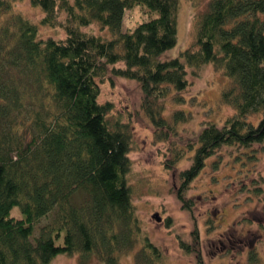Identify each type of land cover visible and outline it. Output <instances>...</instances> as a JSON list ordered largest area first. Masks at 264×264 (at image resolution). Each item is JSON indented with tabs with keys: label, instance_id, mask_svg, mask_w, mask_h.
<instances>
[{
	"label": "trees",
	"instance_id": "1",
	"mask_svg": "<svg viewBox=\"0 0 264 264\" xmlns=\"http://www.w3.org/2000/svg\"><path fill=\"white\" fill-rule=\"evenodd\" d=\"M12 2L0 0V10ZM30 2L64 36L38 35L36 22L18 11L0 20V264H43L58 251L77 253L81 264L92 252L116 264L139 230L125 178L130 130L125 120L107 119L98 81L107 73L134 78L157 125L168 124L160 104L166 86L187 85V65L196 74L210 61L226 75L219 96L233 112L201 124L191 161L178 170L175 194L189 208L181 190L206 155L221 143L264 137V0H205L192 15V41L165 57L161 51L175 43L178 0ZM134 4L150 14L122 28L124 7ZM92 20L110 34L81 27ZM254 111L260 114L252 122L246 113ZM170 116L186 113L178 108ZM41 216L47 219L34 231ZM191 226L193 241L179 240L187 251L199 239ZM136 256L148 264L160 249L144 235ZM195 258L203 264L199 250Z\"/></svg>",
	"mask_w": 264,
	"mask_h": 264
},
{
	"label": "rangeland",
	"instance_id": "2",
	"mask_svg": "<svg viewBox=\"0 0 264 264\" xmlns=\"http://www.w3.org/2000/svg\"><path fill=\"white\" fill-rule=\"evenodd\" d=\"M204 1L178 0L175 43L161 51L162 57L174 55L192 41V15ZM13 11L35 21L40 36H64L61 24L40 21L43 11L30 0H13L9 10H0V20ZM149 14L141 4L124 7L122 28ZM81 27L104 36L110 34L94 20ZM185 68L187 85L181 89L166 86L160 104L168 124L155 125L147 117L141 105L142 91L134 78L107 73L98 81L97 99L110 104L107 119L125 120L130 130L125 178L139 230L136 241L119 253L116 264L141 262L142 257L136 252L144 235L160 249L159 258H149L148 264H193L196 250L200 251L203 264H264V137L245 144L221 143L206 155L202 166L181 190L185 201L189 200V208L175 194L179 187L178 170L191 161L201 124L206 120L221 123L233 112V107L219 96L222 85L227 83L222 71L210 61L201 64L196 74L189 65ZM178 108L185 111V118L170 116ZM246 114L255 122L260 113ZM153 211L159 219L151 214ZM10 212L19 216L18 205H11ZM46 219L41 216L34 231ZM194 222L199 239L196 245L192 244L194 249L187 251L179 240L193 241L190 228ZM43 264L81 263L77 253L58 251ZM83 264L105 263L92 252Z\"/></svg>",
	"mask_w": 264,
	"mask_h": 264
},
{
	"label": "water",
	"instance_id": "3",
	"mask_svg": "<svg viewBox=\"0 0 264 264\" xmlns=\"http://www.w3.org/2000/svg\"><path fill=\"white\" fill-rule=\"evenodd\" d=\"M152 215L155 217V219H159L160 217L157 215L156 211L152 212Z\"/></svg>",
	"mask_w": 264,
	"mask_h": 264
}]
</instances>
